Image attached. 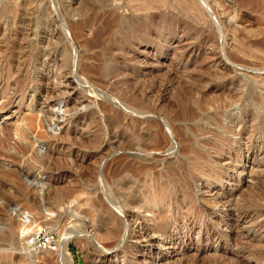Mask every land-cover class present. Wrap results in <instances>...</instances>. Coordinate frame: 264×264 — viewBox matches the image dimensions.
<instances>
[{
  "label": "rangeland",
  "instance_id": "1",
  "mask_svg": "<svg viewBox=\"0 0 264 264\" xmlns=\"http://www.w3.org/2000/svg\"><path fill=\"white\" fill-rule=\"evenodd\" d=\"M0 264H264V0H0Z\"/></svg>",
  "mask_w": 264,
  "mask_h": 264
},
{
  "label": "built area",
  "instance_id": "2",
  "mask_svg": "<svg viewBox=\"0 0 264 264\" xmlns=\"http://www.w3.org/2000/svg\"><path fill=\"white\" fill-rule=\"evenodd\" d=\"M24 240L27 248L36 252H57L61 243V238L57 233L44 230L27 233Z\"/></svg>",
  "mask_w": 264,
  "mask_h": 264
},
{
  "label": "bare ground",
  "instance_id": "3",
  "mask_svg": "<svg viewBox=\"0 0 264 264\" xmlns=\"http://www.w3.org/2000/svg\"><path fill=\"white\" fill-rule=\"evenodd\" d=\"M203 5V4H202ZM155 9V8H154ZM101 34V33H100ZM156 162V161H155ZM25 227L24 224L20 225V228H23ZM71 235H73V232H68V231H65L62 236H61V243H60V248H61V254H63V256H65L67 259H68V256H67V253H68V244L70 241L72 240H76V242L80 241L83 239V238H80V237H77L76 239L73 238ZM65 258V259H66Z\"/></svg>",
  "mask_w": 264,
  "mask_h": 264
}]
</instances>
